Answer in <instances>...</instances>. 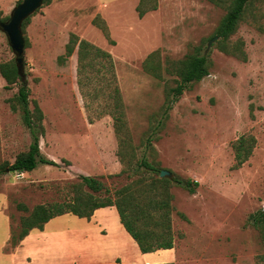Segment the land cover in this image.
Listing matches in <instances>:
<instances>
[{
	"label": "rangeland",
	"instance_id": "1",
	"mask_svg": "<svg viewBox=\"0 0 264 264\" xmlns=\"http://www.w3.org/2000/svg\"><path fill=\"white\" fill-rule=\"evenodd\" d=\"M18 2L0 5V21L10 18ZM154 5L157 10L140 18L138 7ZM226 13L227 6L209 0H52L31 17L23 32L30 108L39 105L44 114L41 153L60 167L40 164L30 173L0 177V264L93 262L80 241L87 220L72 215L55 218L43 232L33 231L49 239L27 240L7 251L11 230H18L27 215L17 204L32 210L69 199L81 175L100 179L113 194L142 179L143 159L171 173L163 179L172 183L175 246L147 258L131 251L127 263L264 264L261 234L251 222L264 209V0H252L231 37V45L244 44L246 61L221 52L219 39L207 50ZM98 16L109 36L93 24ZM72 36L112 59L89 58L91 67L80 72L77 46L61 65L58 59ZM197 48L212 61L210 75L192 85L166 116L178 63ZM155 52L161 80L144 69ZM10 62L16 63V55L0 28V64ZM20 87V82L9 86L0 73V165L14 163L32 143L21 111L12 110ZM115 88L121 91L126 119L120 138L112 115ZM242 137H253L256 144L249 160L236 168L234 145ZM119 154L135 169L132 176H117L124 169ZM176 179L197 183L195 193ZM71 227L77 233L74 245H65L61 236L51 239Z\"/></svg>",
	"mask_w": 264,
	"mask_h": 264
},
{
	"label": "trees",
	"instance_id": "2",
	"mask_svg": "<svg viewBox=\"0 0 264 264\" xmlns=\"http://www.w3.org/2000/svg\"><path fill=\"white\" fill-rule=\"evenodd\" d=\"M23 0H19L18 5ZM52 0H45L44 5H50ZM143 1V0H142ZM217 6H227V13L218 26L215 37H218V49L242 61H246V52L243 43L231 45V37L234 36L239 28L240 22L243 20L247 7L252 0H209ZM157 10V6L147 10L138 7L140 18H143L148 12ZM10 18L0 21L5 23ZM31 18L23 24V32L30 23ZM93 24L101 29L106 36H109L106 23L98 16L93 20ZM26 39V38H25ZM211 39V40H212ZM79 43V44H78ZM28 41L26 39V45ZM78 46V56L81 65L80 72L91 67V63L87 59L111 60L108 52L92 45L88 41L79 40L78 37L72 36L66 47V53L60 56L58 61L64 65L68 58L72 57ZM158 53H152L147 57L144 63V69L150 75L158 80L163 79L161 74V66L155 63ZM85 62V65H84ZM176 70L179 77L177 86L170 90L167 96V104L165 106V114L169 116L173 105L177 103L183 94L188 91L192 85L201 82L210 75L212 61L206 54H202L197 48L193 54L188 55L183 61H180ZM112 73L113 65H109ZM0 73L9 86L18 82L21 87L18 92V106L12 105V110L21 111L24 125L29 129L32 136V143L27 152L19 154L14 163L4 162L0 165V177L8 172L30 173L35 171L40 164L60 167V164L54 160L48 159L41 153L40 136L44 135L43 120L44 114L39 105L34 110L30 108V89L25 79L19 74L17 63L0 64ZM114 78V74H112ZM114 118L115 132L118 138L121 137L122 131L126 127V119L121 91L114 89ZM150 143V142H149ZM256 140L253 137H242L234 145L236 151V168H241L251 157L255 148ZM124 169L118 177L128 175L135 169L126 164L119 154ZM66 163L70 164L68 161ZM140 166L144 168L142 179L134 181L132 184L124 186L116 190L113 194L106 188L105 184L98 178L81 175L79 182L71 185L72 197L62 202H53L35 206L32 210L25 204H17L19 211L27 215L20 220L18 230H11V238L7 251L13 252L22 245V242L31 234L32 231L38 230L43 232L45 226L55 218L72 214L80 219H88L94 216L95 212L102 208L115 207L120 216L121 222L126 231L138 244L143 254H150L159 250H172L175 246V237L172 228L173 213V196L170 193L171 180L168 178H153L152 174L161 175V170L157 169L148 160L143 159ZM145 175H150L145 178ZM176 183L190 193H195L197 183L190 180L176 179ZM193 184V185H192ZM183 218H185L183 216ZM251 222L260 232L264 244V209L251 216ZM174 264V263H162Z\"/></svg>",
	"mask_w": 264,
	"mask_h": 264
},
{
	"label": "crops",
	"instance_id": "3",
	"mask_svg": "<svg viewBox=\"0 0 264 264\" xmlns=\"http://www.w3.org/2000/svg\"><path fill=\"white\" fill-rule=\"evenodd\" d=\"M6 1L10 2L14 0H0V5L3 6ZM82 220H87V225H85L80 231L82 234L80 241L82 245L91 252V255L95 257L94 261L88 264H133L127 263L128 260H126L131 251L138 252L139 254H142V257L147 258L146 255L148 254H143L141 252L136 241L124 228L115 207L99 209L95 212L91 220ZM102 231H105V233H102ZM96 232L97 236L94 235ZM75 233L76 231L71 227L62 232L59 231L56 235H52L51 239L56 236L64 237L65 245L67 244L70 246L74 245L77 241V238L74 237L77 235V233ZM46 235L47 234L45 233L42 235L40 233V235H38L32 231L23 242L31 239L44 238L47 240L49 239V236L47 235L48 238H45ZM92 241L96 244L94 245Z\"/></svg>",
	"mask_w": 264,
	"mask_h": 264
},
{
	"label": "water",
	"instance_id": "4",
	"mask_svg": "<svg viewBox=\"0 0 264 264\" xmlns=\"http://www.w3.org/2000/svg\"><path fill=\"white\" fill-rule=\"evenodd\" d=\"M44 2L45 0H23L22 3L14 8L10 19L0 24V28L7 35L10 46L16 55V63L22 79L26 78L24 74L26 40L23 34V24L44 6ZM217 40L218 37L212 39L208 44L207 50H209L212 44ZM160 177H171V173L167 170H162Z\"/></svg>",
	"mask_w": 264,
	"mask_h": 264
}]
</instances>
